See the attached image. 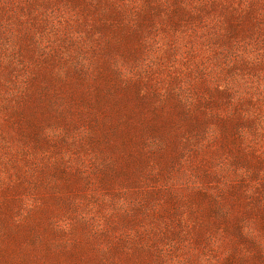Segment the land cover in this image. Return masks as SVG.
<instances>
[{
  "label": "rangeland",
  "instance_id": "rangeland-1",
  "mask_svg": "<svg viewBox=\"0 0 264 264\" xmlns=\"http://www.w3.org/2000/svg\"><path fill=\"white\" fill-rule=\"evenodd\" d=\"M0 264H264V0H0Z\"/></svg>",
  "mask_w": 264,
  "mask_h": 264
}]
</instances>
